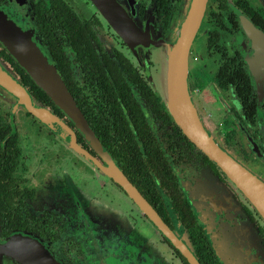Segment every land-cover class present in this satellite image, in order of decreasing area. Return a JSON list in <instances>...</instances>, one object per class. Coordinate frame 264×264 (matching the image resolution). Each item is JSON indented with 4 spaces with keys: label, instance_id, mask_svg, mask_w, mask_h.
Returning <instances> with one entry per match:
<instances>
[{
    "label": "flooded vegetation",
    "instance_id": "af4514ba",
    "mask_svg": "<svg viewBox=\"0 0 264 264\" xmlns=\"http://www.w3.org/2000/svg\"><path fill=\"white\" fill-rule=\"evenodd\" d=\"M189 4L133 0L142 39L126 42L91 0H0L46 52L105 156L199 264H264V222L184 136L156 88L160 51L175 43ZM249 27L264 36L258 0H206L186 80L204 127L264 182V59ZM0 66L105 166L1 44ZM14 232L42 239L56 264H188L118 184L0 97V245Z\"/></svg>",
    "mask_w": 264,
    "mask_h": 264
},
{
    "label": "water",
    "instance_id": "95a60500",
    "mask_svg": "<svg viewBox=\"0 0 264 264\" xmlns=\"http://www.w3.org/2000/svg\"><path fill=\"white\" fill-rule=\"evenodd\" d=\"M103 19L112 30L123 37L126 42H139L142 37L132 21L135 12L133 0H126L128 14L118 0H91ZM264 7V0H258ZM136 2V0H135ZM206 0H190L189 8L178 28V37L174 44L161 50L156 88L174 123L184 136L202 154L217 167L231 185L240 193L250 208L264 222V182L228 150L222 148L213 135L204 127L195 113L192 98L186 80V57L188 48L198 27ZM135 4V3H134ZM135 6V5H134ZM249 29L259 44L261 59H264V36ZM0 44L35 85L52 101L69 119L83 139L104 160L105 166L92 159L74 139V134L56 116L33 103L32 96L14 78L0 66V97L15 101V107L23 108L41 121L52 131L62 144L79 159L103 177L112 179L134 202L139 211L147 217L152 227L164 237L188 264H199L188 240L171 231L158 217L156 212L140 196L136 189L126 180L114 162L103 153V148L88 126L74 100L65 88L54 65L46 52L37 43L35 36L28 29L16 24L0 7ZM4 258L12 259L19 264H56L50 255L45 242L34 234L14 232L0 245V263Z\"/></svg>",
    "mask_w": 264,
    "mask_h": 264
},
{
    "label": "rangeland",
    "instance_id": "374dc122",
    "mask_svg": "<svg viewBox=\"0 0 264 264\" xmlns=\"http://www.w3.org/2000/svg\"><path fill=\"white\" fill-rule=\"evenodd\" d=\"M161 50H162V49H161ZM160 52H161V51H160ZM162 58H163V57L160 58V60H159V65H158V68H160V69H161L160 64L162 63ZM158 93H159V92H158ZM159 94H160V93H159ZM160 96H161V95H160Z\"/></svg>",
    "mask_w": 264,
    "mask_h": 264
},
{
    "label": "trees",
    "instance_id": "16d2710c",
    "mask_svg": "<svg viewBox=\"0 0 264 264\" xmlns=\"http://www.w3.org/2000/svg\"><path fill=\"white\" fill-rule=\"evenodd\" d=\"M39 91V90H38ZM29 93V92H28ZM39 93L41 94V95H43V97H46V95H44L41 91H39ZM31 95V94H30ZM33 98V97H32Z\"/></svg>",
    "mask_w": 264,
    "mask_h": 264
}]
</instances>
